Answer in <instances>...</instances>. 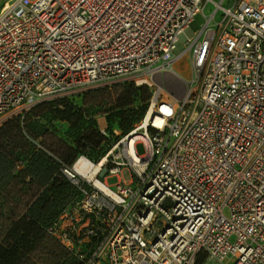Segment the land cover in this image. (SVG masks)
<instances>
[{"label": "built area", "instance_id": "2783aa9c", "mask_svg": "<svg viewBox=\"0 0 264 264\" xmlns=\"http://www.w3.org/2000/svg\"><path fill=\"white\" fill-rule=\"evenodd\" d=\"M223 1L1 6L0 127L47 100L126 83L154 88L130 132L100 128L108 144L99 161L81 154L62 168L79 197L47 231L76 264H194L200 254L264 264V0ZM209 2L214 12L189 34ZM186 57L189 79L173 67ZM169 72L177 82L165 83ZM165 84L182 91L177 103L162 99ZM82 159L87 174L75 168ZM125 167L135 179L105 180Z\"/></svg>", "mask_w": 264, "mask_h": 264}, {"label": "trees", "instance_id": "16d2710c", "mask_svg": "<svg viewBox=\"0 0 264 264\" xmlns=\"http://www.w3.org/2000/svg\"><path fill=\"white\" fill-rule=\"evenodd\" d=\"M151 94L146 85L126 84L107 110V128L112 129L116 123L123 134L130 132L144 118ZM138 102L141 104L135 105ZM42 103H48L44 107L47 119L68 122L66 133L60 134L31 117H15L0 127V199H6L13 193L9 188L13 190L19 184H28L31 192L26 209L12 222L5 243L0 244V264H23L28 253L42 247L47 228L79 197L63 166H72L81 154L99 161L108 144L100 132L99 118L75 101L62 97ZM45 135V141L38 142ZM20 162L23 167L15 174ZM203 256L194 264H202Z\"/></svg>", "mask_w": 264, "mask_h": 264}, {"label": "rangeland", "instance_id": "374dc122", "mask_svg": "<svg viewBox=\"0 0 264 264\" xmlns=\"http://www.w3.org/2000/svg\"><path fill=\"white\" fill-rule=\"evenodd\" d=\"M6 0H0V8L4 4ZM216 2H220L221 0H214ZM233 0H224L223 5L229 6ZM216 5L212 2H209L205 5L203 12L198 13L193 21L190 23V29L188 30L189 34H198L207 19L214 12ZM222 18V10H219L214 17L213 24L216 26V23L219 22ZM128 84V83H126ZM126 84H119L113 87L100 89L97 91H92L90 93H86L83 96L72 97L66 99L73 100L78 103L80 106L84 107L88 110L89 113L94 114L96 119L99 118L98 123L100 127L107 128L109 126L108 119L105 117L108 113L107 110L111 108L113 105L112 102L120 96L122 93L124 86ZM137 85V84H135ZM146 84H143L145 86ZM142 86V85H140ZM148 86V85H146ZM149 87V86H148ZM152 93L153 87H149ZM152 95V94H151ZM111 97V98H110ZM162 99L165 101H173L177 103L176 96L167 88L165 84V89L162 92ZM55 99L47 100L52 101ZM46 102V101H45ZM138 102L135 105H140ZM48 103H41L36 106L30 112H28L21 119L31 117L34 120H38L44 124H46L49 128L57 131L60 134L66 133L68 130L69 124L66 121H60L53 119L50 121L45 116L44 107H46ZM49 115V114H48ZM145 117V116H144ZM142 121V120H141ZM138 122L136 126L140 123ZM116 124V123H115ZM134 127V128H135ZM119 129V133H123L121 128ZM47 135L43 138L41 137L38 142L45 141ZM43 147V146H42ZM45 148V147H44ZM138 150L140 153L145 151V148L142 144L138 145ZM132 179H135V173L132 168L125 167L122 171H120L114 177L108 179L109 184L112 186H116L117 184H125L129 183ZM30 186L28 184H19L11 188L10 191L13 193L11 195L6 196L5 198L0 199V244L5 243V236L8 228L12 224V222L16 221L21 213L26 209V204L31 200L30 195L31 192L28 190ZM35 188V186H34ZM33 190V189H32ZM27 192V193H25ZM226 214H229V210H225ZM42 247H36L35 250L28 253L26 259L23 260V264H76V261L68 254L67 250L62 246V244L53 238L49 233L46 234L45 239L43 240ZM204 261L202 264H220L214 259L208 258L207 256H203Z\"/></svg>", "mask_w": 264, "mask_h": 264}, {"label": "crops", "instance_id": "0c3cea01", "mask_svg": "<svg viewBox=\"0 0 264 264\" xmlns=\"http://www.w3.org/2000/svg\"><path fill=\"white\" fill-rule=\"evenodd\" d=\"M188 62H190V57H186V58H184V59H182V60L176 61V62L173 64L174 70L176 71V73H177L181 78L189 79L190 76H191V71H190L189 69L186 68V65H187ZM166 76H167L166 78H168V79L165 80V83H166V84H171V83H173L175 80H176V82H177V79H176V76H175L174 73H170V72H169V74L167 73ZM158 80H160V78H158ZM181 94H182V91L178 92L176 96H177V97H178V96H181ZM99 128H103V127H100V125H99ZM113 128H119V127L117 126V124H115V125L113 126ZM22 167H23V165H18V167L15 168L14 173H15V174H18ZM123 169H124V168H123ZM123 169H122V170H123ZM122 170H121V171H122ZM115 175H117V174H115ZM115 175H114V174H113V175H112V174H108V175L105 176V180L108 182V179L111 178V177H114ZM108 183H109V182H108ZM200 255H201V254H200ZM202 255H206V254H202ZM206 256H207V255H206ZM208 258H209V257H208ZM214 260H215V259H214ZM215 261H216V260H215ZM218 263H219V262H218Z\"/></svg>", "mask_w": 264, "mask_h": 264}, {"label": "bare ground", "instance_id": "6f19581e", "mask_svg": "<svg viewBox=\"0 0 264 264\" xmlns=\"http://www.w3.org/2000/svg\"><path fill=\"white\" fill-rule=\"evenodd\" d=\"M169 74V73H168ZM166 79H168V78H166ZM159 121V120H158ZM99 165H97L96 167H94L93 169V171L94 172H96L99 168ZM75 168L80 172V173H84V174H87V172H88V165H87V162L84 160V159H82V160H80L76 165H75ZM93 172H91V176L90 177H92L93 175Z\"/></svg>", "mask_w": 264, "mask_h": 264}]
</instances>
